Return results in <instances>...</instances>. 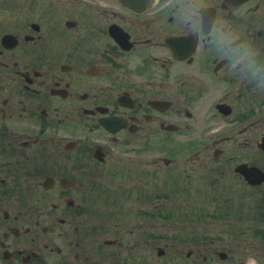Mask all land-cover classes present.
<instances>
[{"label":"flooded vegetation","instance_id":"af4514ba","mask_svg":"<svg viewBox=\"0 0 264 264\" xmlns=\"http://www.w3.org/2000/svg\"><path fill=\"white\" fill-rule=\"evenodd\" d=\"M191 0H0V264H264V94ZM264 56V0H201Z\"/></svg>","mask_w":264,"mask_h":264},{"label":"clouds","instance_id":"9594fccd","mask_svg":"<svg viewBox=\"0 0 264 264\" xmlns=\"http://www.w3.org/2000/svg\"><path fill=\"white\" fill-rule=\"evenodd\" d=\"M201 0H191L184 5L185 22L194 27L201 39L210 36L209 41L217 58L225 62L228 71L236 78L264 94V56L254 48L250 41H240L239 36L227 27L217 25L207 33L202 26L200 16Z\"/></svg>","mask_w":264,"mask_h":264}]
</instances>
